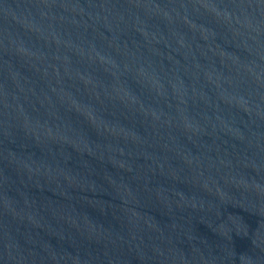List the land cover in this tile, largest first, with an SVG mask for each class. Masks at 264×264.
I'll return each mask as SVG.
<instances>
[{
	"label": "water",
	"instance_id": "water-1",
	"mask_svg": "<svg viewBox=\"0 0 264 264\" xmlns=\"http://www.w3.org/2000/svg\"><path fill=\"white\" fill-rule=\"evenodd\" d=\"M0 264H264V0H0Z\"/></svg>",
	"mask_w": 264,
	"mask_h": 264
}]
</instances>
